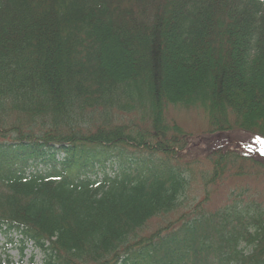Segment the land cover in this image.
<instances>
[{
    "label": "trees",
    "instance_id": "16d2710c",
    "mask_svg": "<svg viewBox=\"0 0 264 264\" xmlns=\"http://www.w3.org/2000/svg\"><path fill=\"white\" fill-rule=\"evenodd\" d=\"M233 131L264 138V0H0V233L28 264H264Z\"/></svg>",
    "mask_w": 264,
    "mask_h": 264
},
{
    "label": "rangeland",
    "instance_id": "374dc122",
    "mask_svg": "<svg viewBox=\"0 0 264 264\" xmlns=\"http://www.w3.org/2000/svg\"><path fill=\"white\" fill-rule=\"evenodd\" d=\"M170 116L176 119L191 137L188 142L189 150L187 152L185 150L181 151L182 157L185 156L186 159L202 158L208 142L215 136V134L212 135L211 133L207 134L204 132L206 130V121L202 114L196 112V110H178L177 112H170ZM225 137L226 143L242 153L260 152V154L264 155V138L260 136L244 131H233L226 133ZM149 149L154 150V148ZM109 169L107 166L108 171ZM227 184L231 187L230 182H227ZM224 193V187H221L218 193L215 194L213 202L219 203ZM9 238H12L13 242H9ZM19 239L20 236L14 233L8 235L0 233V261L5 263L9 259L13 263L21 262L22 264H28L33 259L35 263H41L43 253L34 247L31 242L25 243L21 252Z\"/></svg>",
    "mask_w": 264,
    "mask_h": 264
}]
</instances>
